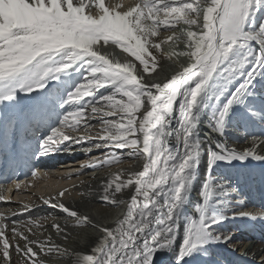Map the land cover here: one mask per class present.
Here are the masks:
<instances>
[{
  "label": "bare ground",
  "instance_id": "6f19581e",
  "mask_svg": "<svg viewBox=\"0 0 264 264\" xmlns=\"http://www.w3.org/2000/svg\"><path fill=\"white\" fill-rule=\"evenodd\" d=\"M7 1L0 0V10ZM147 1L109 0L107 12L125 28L130 26L131 17L138 13L141 2L151 6L148 12L170 15L178 10L183 14L189 12L185 10V6H189L186 1L193 0H153L155 3L150 4ZM194 1L189 8L196 19L200 18L192 26V30L200 34L196 38L200 47L191 46L186 31L180 29L191 27L187 20L174 34L164 38L160 46L163 60L155 71L149 77L143 70L137 73L147 93L138 133L135 131L127 140L97 138V142L102 143L95 142V148L82 150L77 147H85L84 143L91 145L92 140L72 148L67 144L49 147L44 142L49 149L57 147L47 152L45 162L53 163L51 166L40 169L37 174L32 170L23 176L21 171H14L22 178L10 175L5 181L15 182L16 190L10 187L6 193L0 185V264H169L172 261L180 249L189 212L200 196L207 151L220 141L209 129L204 113L211 81L224 69L223 47L233 41L243 45L251 43L264 59V40H259L253 28L264 20V0ZM169 4L174 8H168ZM103 14L95 10L91 18L102 22ZM159 19L161 27H165L167 19L162 16ZM229 23L238 24L239 31L231 30L233 26L230 30L224 26ZM245 23L248 27L244 29ZM203 26L212 27L205 29L208 37L201 36ZM21 29L25 33L0 37V79L21 69L35 75L42 68L41 59L45 55H75L83 48L82 37L68 35L71 31L67 29H64L66 35L62 42H69L72 47L53 41L54 29L49 28L48 32L35 21L21 24ZM48 42L51 45L48 46ZM174 46L181 60L173 59L168 53ZM81 53L122 72H131L135 64L128 51L110 43L107 46L103 42H90L88 50ZM35 90L37 93L36 85L32 86L33 98ZM159 106L165 108L166 117L155 121V110ZM97 114L105 115L101 110ZM82 116L78 115V119ZM114 117L106 116L105 121ZM174 118L176 125L173 123L172 133L166 138L164 120ZM22 120L19 127L24 130L29 119L23 116ZM43 120L49 127L45 137L53 135L57 124L71 128L80 126L72 124L68 118L62 123L45 116ZM30 124L29 135H32L41 123L36 118ZM31 140L35 147L41 144ZM253 143L256 148L252 152H231L252 171L241 192L247 201L238 207L240 213L236 216L253 214L264 218V140L256 139ZM67 150L70 153L60 156L59 151ZM8 169L10 166L7 173ZM254 169L260 171L257 182L252 178ZM259 182L262 183L258 187ZM257 226L264 227L258 223ZM242 228L245 234L252 231ZM236 230L225 236L226 239L220 238L219 243L232 245L231 240L237 239L235 245L243 252L245 234L237 236ZM234 247L227 250V264L239 261ZM257 252L256 264L264 261V245L258 246ZM232 257L237 260L230 262Z\"/></svg>",
  "mask_w": 264,
  "mask_h": 264
},
{
  "label": "rangeland",
  "instance_id": "374dc122",
  "mask_svg": "<svg viewBox=\"0 0 264 264\" xmlns=\"http://www.w3.org/2000/svg\"><path fill=\"white\" fill-rule=\"evenodd\" d=\"M108 1L8 0L3 5L0 10V37L9 33H25L21 24L35 21L48 32L49 28L54 29L51 33L52 40L57 43L61 41L59 43L64 47L73 46L69 42H62L66 35L64 29L71 31L68 35L82 37L83 48H79L80 52L75 55H45L41 59L42 68L35 75L29 70L21 69L10 77L1 78L0 126L9 125L22 113H30L26 112V97L32 92V86L36 85L38 92L35 98L37 104L41 99L45 100L44 114L47 119L57 114L58 118H52L53 122L57 119L62 123L68 118L72 124L80 125L74 128L55 125L53 135L41 140L49 147L67 144L72 148L76 144L81 145L82 142L92 140L91 145L84 143L85 147H77V150L91 149L95 148L97 138L102 141L112 137L127 140L137 132V123L141 119L147 95L137 73L143 70L147 73L146 77H149L161 63V45L170 34L167 29L181 26L188 20L191 31L195 21L200 18L196 19L189 8L194 0L186 1L189 6L186 5L185 10L189 12L183 14V11L178 10L171 13L172 15L148 12L151 6L141 2L138 13L131 17L130 26L122 28L113 15L108 14ZM147 2L150 4L154 1ZM168 8L173 9L174 6L169 4ZM95 10L104 13L102 22L91 18ZM159 16L165 20L170 19V23L166 22V26L161 27ZM231 25L235 26L232 29L229 25L224 26L229 30L239 31L238 24ZM246 26L248 27L245 23L244 29ZM185 27L187 26L183 28ZM253 28L258 32L259 40H264V20ZM197 37L194 34L189 38L191 46H199ZM90 42H103L107 46L110 43L128 51L135 63L130 69L131 72L116 70L96 57L81 53L88 50ZM236 42L223 47L221 61L224 69L211 81L208 90L204 117L210 124L209 129L211 128L220 141L217 146L213 143L214 148L210 147L207 151L208 162L202 178L200 196L194 209L189 212L180 249L172 261H169L171 264H227V250L234 246L239 259L244 262L250 260L248 264H256L257 247L264 245V227L257 226V223L264 226V218L253 214L236 216L240 213L238 207L247 201L241 196V192L246 183L244 180L248 169L242 165L244 163L240 159L231 155L234 150L252 152L256 148L253 141L264 140V59L256 53V46ZM49 45L51 42H48ZM168 53L175 60L182 59L181 54L176 52V47ZM62 96H68L64 108L55 107V101ZM173 104L172 102L171 106ZM161 109L159 106L155 110V121H160L164 115L166 117L165 108ZM37 110L42 116L39 105ZM100 110L105 115H98ZM81 114L82 118L78 119ZM111 115L115 117L105 121L106 116ZM175 121V118L172 121L164 120L166 138L172 133ZM254 179L257 180L255 177ZM242 227L252 230L249 234L244 232L248 238L243 239L246 241L243 252H240L239 245H235L237 239L231 240L234 242L232 245L219 243L220 238L226 239L225 236H229L236 229L237 236L241 235ZM236 260V257H232L230 262ZM258 264H264V261Z\"/></svg>",
  "mask_w": 264,
  "mask_h": 264
}]
</instances>
